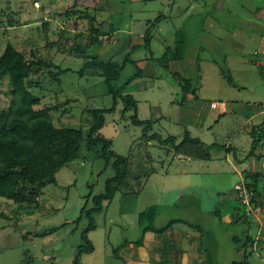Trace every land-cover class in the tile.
Returning a JSON list of instances; mask_svg holds the SVG:
<instances>
[{
    "label": "rangeland",
    "instance_id": "obj_1",
    "mask_svg": "<svg viewBox=\"0 0 264 264\" xmlns=\"http://www.w3.org/2000/svg\"><path fill=\"white\" fill-rule=\"evenodd\" d=\"M73 4L87 6L96 26L117 27L114 42L103 35V44L88 51L117 63L129 52L142 74L125 94L137 100L138 118L152 122L146 135L157 133L163 142L175 136V141L146 140L142 126L131 124L121 99L113 104L100 78H77L85 53L75 49L83 47L89 23L66 17ZM9 17L17 20L15 25H8ZM74 30L80 38L72 35ZM263 38L264 0H0V54L11 41L28 59L34 52V59L55 63L36 66L30 76L42 83L32 88L39 98L34 107L56 105L50 111L56 125L86 131L90 111L114 106L104 113L100 133L112 140L110 150L126 159L121 168H127L120 189L95 215L88 234H81L89 222L80 217L81 208L105 193L106 181L116 173L114 157L107 162L97 148L82 146L79 157L56 172L55 183L42 189L35 206L16 212V203L0 197V264H116L108 247L137 240L138 213L151 210L157 228L180 219L177 233L166 236L165 250L173 243L187 249L189 237L196 234L205 255L201 264H239L250 247L247 264H264V242L257 245L258 235L264 237V208L250 203L246 189H237L245 177L253 179V168L264 161V113H258L261 107L264 112ZM59 64L72 69L59 77L62 83L48 74ZM136 72L127 62L121 81ZM186 83L197 89L183 90ZM11 89L7 76L0 74V113ZM211 101V106L228 102L229 110L225 117L217 115L218 122L209 118L208 128L201 129L195 124ZM233 165L246 168L243 176ZM257 171L264 175V167ZM179 230L187 235L178 237ZM182 263L188 264L179 259Z\"/></svg>",
    "mask_w": 264,
    "mask_h": 264
},
{
    "label": "trees",
    "instance_id": "obj_2",
    "mask_svg": "<svg viewBox=\"0 0 264 264\" xmlns=\"http://www.w3.org/2000/svg\"><path fill=\"white\" fill-rule=\"evenodd\" d=\"M65 15L67 18H74L75 16L77 19H86L89 23L88 37H81L83 47L77 45L75 49L76 51L85 53V56L81 58L79 69L76 70L77 78H84L85 81L89 75L100 78L105 83L107 92L112 95L114 99L113 104L116 103L117 99H121L124 104L123 112L129 113L128 118L131 124L142 126V137L146 140H158L162 144L163 141L159 134L152 133L151 135H146L152 126V122L138 118L137 100L129 93L125 94L126 87L142 74L140 67L135 61L130 59L129 52L124 56L121 63H117L112 59H101L96 52L88 51L90 48H98V46L100 47L103 44V37H101L103 35L107 36L106 38H108L109 43L114 42V38L117 37L115 33L117 27L106 23L102 26H96L94 23L95 16L89 12L87 6L80 7L73 4L71 8L66 9ZM112 15L113 13L109 15L110 18ZM160 19L161 16L156 17L155 22H158ZM15 21L17 20L12 17H9L7 20L10 26L15 25ZM47 25V21H44L42 24L44 28ZM105 26L110 27L109 31ZM76 31L74 30L72 35L80 38L78 33H74ZM53 44H56V42H49L50 46ZM135 47L133 46L131 50L134 51ZM31 56L33 57L32 59L26 58V55L19 51L11 41L6 42L0 54V74L7 76L9 85L12 88L9 103L6 108L1 109L0 113V197L16 203V212L35 206L38 196L42 193V189L49 183H55L56 172L76 160L79 157L82 146H85L87 149L97 148V151H100L101 156L107 162L114 157L112 166L116 170V173L114 177L106 181V192L94 196L91 206H87L86 201L85 205L81 208L80 217L85 215L89 221L81 234H88L95 227V215L110 204L114 193L120 189L119 187L127 171V168H121L123 164L125 165L126 159L110 150L112 140L103 137L100 133V129L105 123L104 113L112 112L114 106L90 111L92 123L87 127L86 131H83L80 127L56 125L50 114V111L55 109L56 105L44 108L34 107L39 103V98L33 93L32 88L39 87L42 83L39 79L33 80V76L30 77L33 72L37 71L36 66L43 65L50 68L55 63H52L51 59L47 61H42L38 58L34 59V52H31ZM172 59L175 60V57ZM127 62H131L136 67L137 72L121 81L120 73ZM55 68H57L55 72L49 70L48 74L60 83L62 82L59 77L68 71H72L70 67L62 68L60 64L55 65ZM181 88L185 91L190 90L191 92L197 89V87L189 86L187 83L181 84ZM188 134L186 133L184 137L188 138ZM175 139V136L166 137L163 144L169 140L175 141ZM189 140H197V138H190ZM208 151L204 154L205 159L209 156L207 154ZM183 155L185 156V154ZM255 172L251 176L253 179L248 181V178L245 177V183L240 184L237 189L238 192L246 189L250 193V203L255 204L256 202H260L259 206L264 208V181L259 183V180L261 177L264 178V175L261 171ZM241 186L242 188L240 189L239 187ZM238 199L242 201V198ZM258 210L260 211L261 209ZM154 214L155 212L152 210L151 212L142 211L138 213L137 219L139 221L140 233L137 242L142 243L143 234L147 230L154 228L156 232L162 234L173 223L180 221V219H171L163 227H153L152 217L150 216H154ZM0 216L4 215L1 213ZM45 233L49 232H42V234ZM257 240L259 241L257 245H263V235L259 234ZM82 247L79 246L78 249L85 251L84 249L82 250ZM242 253V259L239 264H247L248 255L253 253L252 248H246ZM75 261L74 264H77L78 261Z\"/></svg>",
    "mask_w": 264,
    "mask_h": 264
},
{
    "label": "crops",
    "instance_id": "obj_3",
    "mask_svg": "<svg viewBox=\"0 0 264 264\" xmlns=\"http://www.w3.org/2000/svg\"><path fill=\"white\" fill-rule=\"evenodd\" d=\"M260 49H261V52L264 53V38L261 41ZM212 102L213 101L210 102V106L207 112H203L204 113L203 115H199L198 122L195 124L197 127L201 129L204 127L208 128L207 123L208 122L210 123V121H207V120L209 118L212 117L215 120L216 119L215 117H217L215 121L218 122L220 116H224V117L226 116V112H228L229 110L228 107L230 106L229 105L230 103L222 102L221 104H218L217 102H214V103H217L218 105L215 104L211 106V104H213ZM217 108H218V111L215 114L216 112L215 109ZM259 109L260 110L258 111V113H264L263 107ZM217 115H220V116L218 117ZM249 119L250 118H246V120H249ZM208 143L210 142H207V144ZM252 163H253V166H255L254 164L255 161H253ZM233 166L234 167H232V170L234 169L235 173H237L239 176H243V172L246 168L241 167V169L239 170V168H236L235 165ZM263 167H264V161L260 163V166L258 169H263ZM253 169H255L256 171L258 170L257 168H253ZM204 170L208 171L209 169L208 167H205ZM238 179H241V177ZM242 182L245 183L244 180ZM234 208L237 209L238 207H234ZM229 216L231 217V215ZM225 220L230 221L228 220L227 217H225ZM178 228L179 226L176 223H173L162 234H159L158 232H156L154 228L147 230L143 234L142 243H139L137 242V240H133V239H129V240L124 239L120 245H112L110 248L108 247L109 252H110L109 256L114 257V261L117 262L116 264H119L117 260L121 261V264H179V259L181 261L184 260L185 262L187 260L188 264H189V259H191L192 261L191 264H199V263L201 264L202 260L200 259H203L205 255L202 253V250H201L202 244L200 241V237L196 234H193L191 235V237H189V243L186 247L187 249H183L180 247V245L173 243V245H170L171 248H169L168 250H165L163 243L166 239V236L167 235L173 236L175 233H177L175 229H178ZM178 232H179L178 237H183L184 235H187L186 230H182V231L179 230ZM170 239L172 238L170 237Z\"/></svg>",
    "mask_w": 264,
    "mask_h": 264
}]
</instances>
